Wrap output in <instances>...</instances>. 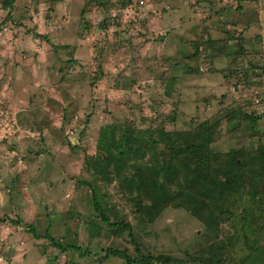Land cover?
<instances>
[{
	"label": "rangeland",
	"instance_id": "obj_1",
	"mask_svg": "<svg viewBox=\"0 0 264 264\" xmlns=\"http://www.w3.org/2000/svg\"><path fill=\"white\" fill-rule=\"evenodd\" d=\"M111 126L147 145L148 131L209 132V154L243 156L230 216L136 211L97 172ZM250 155H264V0H0V215L24 222L0 226V264H264V180ZM95 193L123 229L98 217Z\"/></svg>",
	"mask_w": 264,
	"mask_h": 264
},
{
	"label": "trees",
	"instance_id": "obj_2",
	"mask_svg": "<svg viewBox=\"0 0 264 264\" xmlns=\"http://www.w3.org/2000/svg\"><path fill=\"white\" fill-rule=\"evenodd\" d=\"M4 2L10 6L13 0H4ZM244 120L250 121V118L245 115ZM202 126L207 128L209 125L204 123ZM112 128V126L104 128L99 138L98 148L102 149L106 156L103 163L98 165L97 172L103 180L108 182H110L109 175L112 172L119 187L135 202L136 211L140 213L150 212L152 209L156 211L167 207L168 204H176L180 208L186 205L191 214L199 213V215L207 217V225L208 220L212 223L219 216L223 218L225 215L230 216L234 201L230 206H227V202L245 181V173L236 167L238 160H240V165H243L245 161L243 156L209 154L211 142L209 132L204 133L207 135L206 138L202 137L201 141H198L199 133L186 135L179 132L161 131L156 139L153 132L148 131L146 134L149 137V145H147L146 139L135 140L131 132L115 138L110 132ZM201 135L203 136V134ZM158 144L162 147L161 150H158ZM142 146L147 147L148 153H150L149 159L145 158L146 155L141 150ZM249 158L253 164L259 162L261 165L256 169V177L258 182H262L264 180V155L258 159L255 157L253 159L251 155ZM192 160H197L200 163L198 167L202 166L196 172H194L196 168L192 169ZM249 161L244 165H249ZM208 164H215L220 168L214 172L209 170L210 167L206 166ZM178 166L183 167L182 170H178ZM203 168H208V170L202 171ZM216 174L221 175V178L215 176ZM95 194L92 198L93 209L98 217H102L103 223L110 229L114 227L123 229L120 227L121 224H112L108 221L97 193ZM5 220L7 219L0 220V223ZM8 221L16 225L22 224L20 219L16 221L9 219ZM28 233L32 234L34 238H39L33 225L28 226ZM49 241L62 252L81 251L74 245H68L65 248L53 237H50ZM109 252L111 254L109 256L123 255L116 250H109ZM127 261L129 264L167 263L168 257L150 256L141 260L127 258ZM181 264H183L182 261Z\"/></svg>",
	"mask_w": 264,
	"mask_h": 264
},
{
	"label": "crops",
	"instance_id": "obj_3",
	"mask_svg": "<svg viewBox=\"0 0 264 264\" xmlns=\"http://www.w3.org/2000/svg\"><path fill=\"white\" fill-rule=\"evenodd\" d=\"M176 16H178V15H176ZM179 17V16H178ZM8 206V205H7ZM11 207V206H10ZM8 212V211H7ZM1 214V213H0ZM13 216H9V215H3V216H1L0 215V220H2V219H7V220H5V221H3V222H1L0 223V226L2 227V228H4V229H6V228H8V227H11V228H18V227H20V225H16V224H13L12 222H10V221H8L9 219L10 220H13V221H16V220H18L19 219V217L18 218H16L15 219V215L17 214V212L16 211H14L13 212ZM24 214V213H23ZM25 216H26V214H24ZM28 217V216H27ZM22 222H23V220L22 219H20ZM24 223V222H23ZM22 223V224H23ZM1 234V233H0ZM11 240L13 241V243H14V240H13V237L11 238ZM27 259V258H26ZM29 259V258H28ZM28 259L24 262V264H28Z\"/></svg>",
	"mask_w": 264,
	"mask_h": 264
}]
</instances>
